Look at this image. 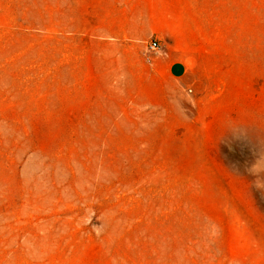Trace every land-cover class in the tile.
Masks as SVG:
<instances>
[{"label": "rangeland", "instance_id": "obj_1", "mask_svg": "<svg viewBox=\"0 0 264 264\" xmlns=\"http://www.w3.org/2000/svg\"><path fill=\"white\" fill-rule=\"evenodd\" d=\"M67 14L0 0V264H264V0H212L198 90Z\"/></svg>", "mask_w": 264, "mask_h": 264}, {"label": "crops", "instance_id": "obj_2", "mask_svg": "<svg viewBox=\"0 0 264 264\" xmlns=\"http://www.w3.org/2000/svg\"><path fill=\"white\" fill-rule=\"evenodd\" d=\"M64 6L73 27L89 34L92 43L142 49L157 40L160 52H151L149 59L155 56L169 78L194 90L210 83L204 60L212 36V0H59L60 12Z\"/></svg>", "mask_w": 264, "mask_h": 264}, {"label": "built area", "instance_id": "obj_3", "mask_svg": "<svg viewBox=\"0 0 264 264\" xmlns=\"http://www.w3.org/2000/svg\"><path fill=\"white\" fill-rule=\"evenodd\" d=\"M148 50L155 53L160 50V44L157 40H153L148 44Z\"/></svg>", "mask_w": 264, "mask_h": 264}]
</instances>
